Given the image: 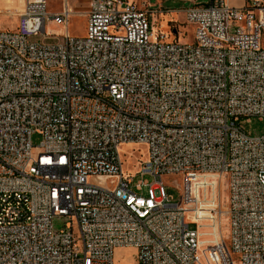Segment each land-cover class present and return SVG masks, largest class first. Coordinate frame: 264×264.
Segmentation results:
<instances>
[{"label": "built area", "instance_id": "2783aa9c", "mask_svg": "<svg viewBox=\"0 0 264 264\" xmlns=\"http://www.w3.org/2000/svg\"><path fill=\"white\" fill-rule=\"evenodd\" d=\"M88 1L83 38L69 0L59 13L24 0L16 30H0V264H115L120 248L137 264H264V135L241 127L264 122V0H185L193 44L155 33L164 12L147 0ZM40 34L65 42H30ZM132 145L147 147L136 176L155 178L135 191ZM213 178L227 227L206 240L200 182Z\"/></svg>", "mask_w": 264, "mask_h": 264}, {"label": "rangeland", "instance_id": "374dc122", "mask_svg": "<svg viewBox=\"0 0 264 264\" xmlns=\"http://www.w3.org/2000/svg\"><path fill=\"white\" fill-rule=\"evenodd\" d=\"M148 4L154 9H163V16H159L155 20V26L159 32H163L169 40L176 38L182 44H193L195 41V27L186 21L185 11L195 6L196 3L190 1L178 0L162 3L160 0H147ZM71 9L75 15H72L69 21L70 35L75 38H83L87 33V16L85 13L89 8L88 0H69ZM244 3L242 4V6ZM24 6V0H0V30L6 28L16 30L18 25V14ZM50 12H61L64 8V0H48ZM241 8V7H240ZM172 20V21H171ZM65 29L61 26L54 25L52 22H46V31L61 34ZM31 43L41 44L45 46H53L63 44L65 41L60 36H46L40 34L30 39ZM242 129L251 137L258 138L264 135V122L259 118H252L249 121L241 122ZM32 143L35 146H40L43 138L40 134L32 135ZM124 169L127 176L134 177L138 171L139 160L144 159L147 154V147L142 145H132L122 147ZM93 180V179H92ZM101 180V179H99ZM147 181L149 184H155V178L151 176H136L134 178L132 189L135 191L136 185L140 181ZM167 192L176 203L182 202L180 191L181 181L179 178L164 177L162 179ZM102 184L105 181H100ZM200 184L205 188L201 194L203 204L199 208L201 216H205L201 233L204 234L206 240H212L210 237L214 231L218 235L220 228L226 230V217L218 219L215 216L216 210L220 207H226L227 190L226 182L221 179H206ZM211 187V188H209ZM143 195L147 196L149 187L143 189ZM203 192V191H202ZM141 194V192H139ZM66 220L64 218H55L53 221L54 229L59 232L64 229ZM187 224L191 229H197L198 224L192 214L187 216ZM220 225V226H219ZM219 227V229H218ZM137 251L133 248H120L116 250L115 264H137Z\"/></svg>", "mask_w": 264, "mask_h": 264}, {"label": "crops", "instance_id": "0c3cea01", "mask_svg": "<svg viewBox=\"0 0 264 264\" xmlns=\"http://www.w3.org/2000/svg\"><path fill=\"white\" fill-rule=\"evenodd\" d=\"M229 4L233 7L240 8L242 7V4L244 3V0H228ZM6 29V28H4Z\"/></svg>", "mask_w": 264, "mask_h": 264}, {"label": "bare ground", "instance_id": "6f19581e", "mask_svg": "<svg viewBox=\"0 0 264 264\" xmlns=\"http://www.w3.org/2000/svg\"><path fill=\"white\" fill-rule=\"evenodd\" d=\"M165 17V15H162V17ZM172 21V20H171ZM159 30L156 28V26L154 27V32L157 33ZM163 33V32H162ZM164 34V33H163Z\"/></svg>", "mask_w": 264, "mask_h": 264}]
</instances>
